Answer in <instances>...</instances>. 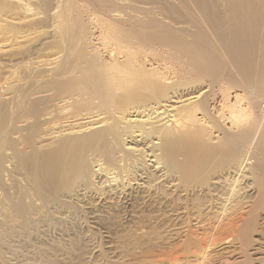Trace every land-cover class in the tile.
Listing matches in <instances>:
<instances>
[{
  "label": "rangeland",
  "instance_id": "1",
  "mask_svg": "<svg viewBox=\"0 0 264 264\" xmlns=\"http://www.w3.org/2000/svg\"><path fill=\"white\" fill-rule=\"evenodd\" d=\"M220 1L0 0V264H264V180L253 173L251 159L261 152L253 142L246 159L242 153L231 155L220 148L222 135L216 131V125L238 136L246 128L249 134L256 131L260 113L251 105L254 94L241 78L229 73L212 93L206 92L207 3L219 5ZM105 82H131L127 85L134 88L136 83L147 82L151 87L147 84L143 93L139 89V95L131 87L118 91L111 84L109 90ZM150 88L154 92L145 94ZM164 95L174 98L167 102ZM191 96H199V102L192 103L194 108L202 103L205 113L210 108L209 118L201 107L193 115L187 105ZM179 99L182 103L174 105ZM172 105L176 108L171 109ZM182 105L189 107L194 118L186 115L191 122L197 120L195 126L183 118L188 108L180 111ZM133 109L146 110L141 117L130 116ZM180 117L189 125L182 118L179 123ZM172 118L180 126L185 124L183 132L188 126L185 139L180 137L183 127L179 129ZM158 121H165L164 127ZM102 123L114 129L105 130ZM137 124L147 131L134 133L132 138L125 129ZM165 126L170 131L179 129V136H173L177 142L184 141L180 140L183 147L178 143L174 149L176 157L183 151V158L173 157L170 165L162 158L164 147H160L164 153L156 147L162 141L149 136L153 135L149 129L160 131ZM190 130L196 133L191 136ZM119 131L127 136L117 137ZM190 140L195 147L184 152ZM198 143L200 147L205 144L207 151L206 147L200 151ZM194 151L207 156L202 168L196 167L202 157ZM186 161L196 168L187 169ZM49 162L53 175L46 172ZM33 165L40 173L32 172ZM119 175L123 177L118 179Z\"/></svg>",
  "mask_w": 264,
  "mask_h": 264
},
{
  "label": "bare ground",
  "instance_id": "2",
  "mask_svg": "<svg viewBox=\"0 0 264 264\" xmlns=\"http://www.w3.org/2000/svg\"><path fill=\"white\" fill-rule=\"evenodd\" d=\"M219 5H221V8H220V6ZM216 4V3H212V4H210V3H207V87H209V89L206 91L207 92V95H208V93H212V88H214V86H218L220 83H221V81H223V80H225V74L226 73H229V74H231V75H235L237 78H241L243 81H244V87H246L250 92H252L253 94H254V102H252L251 103V105L253 106V107H255V109H257V111H258V113H260V114H258V117L259 118H257V121H258V123H256L255 124V126L257 127V129H256V131H254L253 130V128H251V131L253 130V132H251V134H249V133H246L248 130H250V129H247V131H246V129H245V133H240L241 134V136H238V135H236L235 133L234 134H232V133H226V132H224L222 129H220L219 128V125H216L217 126V130L216 131H219L220 133H221V135H222V139H220L222 142V146L220 147V148H224L229 154H231V155H233V154H238V156L239 155H241L240 153H242V155L241 156H245L244 158L246 159V157L247 156H249V155H247L248 154V151H249V148L251 147V144L254 142V143H257V145H258V148L260 149H256L257 150V152H261V154L260 155H257L258 153H255V155H251V159H253V169L252 168H249L250 169V171H251V169H252V171H253V173H256V174H258L263 180H264V158L262 159V156H263V151H264V0H223V1H220V4ZM55 35V34H54ZM58 35V34H57ZM62 35V34H61ZM60 35V36H61ZM56 36V35H55ZM64 36V35H63ZM62 36V37H63ZM66 36V35H65ZM58 37V36H57ZM68 37H69V35H68ZM64 38V37H63ZM59 39V38H58ZM66 39V38H65ZM64 39V40H65ZM57 40V39H56ZM67 40H69V39H67ZM61 41V40H60ZM63 41V40H62ZM68 42V41H67ZM66 42V43H67ZM71 42V41H70ZM59 43V42H58ZM62 43H64V42H62ZM65 43V44H66ZM72 43V42H71ZM69 44V43H68ZM64 45V44H63ZM102 45V44H101ZM107 46V45H106ZM65 47H67V46H65ZM72 47H74V46H72ZM62 48V47H61ZM71 48V47H70ZM70 48H69V50H70ZM103 48V47H102ZM107 48V47H106ZM68 50V51H69ZM73 50V49H72ZM71 50V51H72ZM104 50V49H103ZM58 53V52H57ZM72 53V52H71ZM73 53H75V52H73ZM72 53V54H73ZM59 54V53H58ZM65 54H66V52H65ZM68 54H70V53H68ZM57 55V54H56ZM62 55H64V54H62ZM74 55H76V54H74ZM73 55V56H74ZM78 55V54H77ZM65 56H67V55H65ZM71 56V55H70ZM68 57V56H67ZM75 57V56H74ZM54 58H56V59H58L59 58V56H58V58L57 57H54ZM60 59H61V56H60ZM59 59V60H60ZM67 59V58H66ZM75 59V58H74ZM55 60V59H54ZM62 60V59H61ZM65 60V59H64ZM70 60V59H69ZM57 61V60H56ZM68 61V60H67ZM71 61V60H70ZM63 62V61H62ZM53 63H54V61H53ZM59 62H55V64H58ZM51 66V65H50ZM54 66V65H53ZM33 68V67H32ZM38 68V67H37ZM55 68H57L56 66H55ZM54 68V69H55ZM24 69H26V68H24ZM29 69H30V67H29ZM28 69V70H29ZM52 69V68H51ZM60 69V68H59ZM31 70V69H30ZM56 70V69H55ZM61 70V69H60ZM54 71V70H53ZM34 72V71H33ZM49 72V71H48ZM59 73H60V71H58ZM63 72V71H62ZM61 72V73H62ZM52 73V72H51ZM65 73V72H64ZM57 74V73H56ZM56 74H55V76H56ZM47 75V74H46ZM68 75H69V73H68ZM54 76V77H55ZM63 76V75H62ZM61 76V77H62ZM67 76V75H66ZM46 77V76H45ZM57 77V76H56ZM55 77V78H56ZM60 77V76H59ZM47 78V77H46ZM45 78V79H46ZM66 78V77H65ZM44 79V80H45ZM64 79V78H63ZM62 79V80H63ZM46 81H48V80H46ZM36 83V82H35ZM41 83V82H40ZM46 83V82H45ZM52 83V82H51ZM108 83V84H107ZM105 82V85H106V88L107 89H109V90H111L112 88H111V84L113 85V88H116L118 91L119 90H121V91H125V89H128V88H134V87H132V85L130 86V87H128V85H129V83H131V82H116L115 84L112 82ZM127 83H128V85H127ZM154 83V82H153ZM203 83V82H202ZM201 83V84H202ZM38 84V83H37ZM147 82H141V83H136V85H137V88H136V90H135V88H134V90L136 91V93H138L139 95H140V93H143V89H148L149 88V86L151 87V84H148L149 86H147ZM156 84H157V82H156ZM160 85H161V82L159 83ZM159 84H158V86H159ZM222 84V83H221ZM177 85H179V84H177ZM197 85V84H196ZM110 86V87H109ZM133 86H134V84H133ZM185 86H186V84H185ZM220 86V85H219ZM142 89H141V88ZM160 87V86H159ZM179 87V86H178ZM191 87V86H190ZM162 88V87H161ZM160 88V89H161ZM175 88V87H174ZM177 88V87H176ZM175 88V89H176ZM185 88V87H184ZM183 88V89H184ZM225 88V87H224ZM229 88H231V87H229ZM228 88V89H229ZM142 90L141 92H140V90ZM166 89V88H165ZM164 89V90H165ZM188 89V88H187ZM227 89V90H228ZM231 89H233V87L231 88ZM129 90V89H128ZM127 90V91H128ZM132 90L133 89H131V92H132ZM133 90V92H135ZM140 93H139V92ZM144 91H147V90H144ZM149 91V90H148ZM146 92L145 94H147V93H151V88H150V92ZM166 91V90H165ZM187 91V90H186ZM192 91V90H191ZM219 91H221V90H219ZM229 91H232V90H229ZM152 92H154V91H152ZM163 92V91H162ZM178 92V91H177ZM225 92V91H224ZM223 92V93H224ZM164 93V92H163ZM162 93V94H163ZM166 93V92H165ZM174 93V92H173ZM195 93V92H194ZM217 93V92H216ZM230 93V92H229ZM155 94V93H154ZM171 94H172V91H171ZM175 94V93H174ZM177 94V93H176ZM175 94V95H176ZM178 94H180V93H178ZM200 94V93H199ZM204 94V93H203ZM139 95H137L138 97H139ZM170 95V94H169ZM173 95V94H172ZM171 95V96H172ZM185 95V94H184ZM189 95V94H188ZM191 95V94H190ZM193 95V94H192ZM202 95V94H201ZM210 95V94H209ZM222 95V94H221ZM145 96H147V95H145ZM163 96V95H162ZM174 96V95H173ZM172 96V97H173ZM182 96V95H181ZM196 96V95H195ZM218 96V95H217ZM230 96V95H229ZM228 96V97H229ZM160 97V96H159ZM166 96L164 95V99H167L168 98V95H167V98H165ZM172 97H170L169 96V100H170V98H172ZM178 97H180V95L178 96ZM191 97H193V96H191ZM190 97V98H191ZM203 97V99H202V101L203 100H205V97L204 96H202ZM213 97V96H212ZM225 97V96H224ZM227 97V98H228ZM240 97V96H239ZM142 98V96H140V99ZM163 98V97H162ZM174 98V97H173ZM188 98V97H187ZM186 98V99H187ZM207 98H208V96H207ZM17 100H18V98H16ZM148 99H151V98H147V100ZM155 99V98H154ZM164 99H161V100H164ZM177 100H178V98H176ZM196 99H199V96L198 97H193V98H191L190 100H189V98H188V100L190 101L189 103H187V105L188 104H190V105H188V106H190V109H192V113H193V115L195 114L194 112L196 111L195 109H197L198 108V110L200 109L199 107H201V111H204V113H205V107H204V104L202 103V104H200V103H198V104H200V105H202V106H196L195 108H194V105H196V103L197 102H199V101H197ZM211 99V98H210ZM215 99V98H214ZM223 99V98H222ZM230 99V98H229ZM241 99V98H240ZM139 99H137V101H138ZM143 100V99H142ZM157 100V99H156ZM168 99L167 100H165V101H169ZM172 100V99H171ZM191 100H196V101H191ZM200 100H201V98H200ZM226 100H228V99H223V102L225 103V101ZM16 101V100H15ZM136 101V102H137ZM145 101H146V99H145ZM151 101V100H150ZM153 102H154V100H152ZM151 101V102H152ZM174 100H172V102H173ZM186 101V100H185ZM201 101V102H202ZM216 101V100H215ZM19 102V101H18ZM23 102V101H22ZM131 102H133V101H131ZM144 101H142V103H143ZM159 102V101H158ZM171 102V101H170ZM171 102V103H172ZM184 102V101H183ZM193 102H195L194 103V105L192 104ZM228 103H229V101H227ZM225 103L226 105L228 104V103ZM240 101L239 100H237L236 101V104H238ZM130 103V102H129ZM129 103H127L128 105H129ZM145 103V102H144ZM149 103V102H148ZM155 103H157V101L155 102ZM164 103V102H163ZM178 103H182V101H180V99H179V101L177 102L176 101V103L174 102V105L175 104H177L178 105ZM21 104V103H20ZM132 104V103H131ZM135 104V103H134ZM139 104H140V102H139ZM153 104V103H152ZM165 104V103H164ZM164 104L162 105V107H163V109H164V112H166L165 110V108H164ZM168 104V103H167ZM192 104V105H191ZM107 105V104H106ZM127 105V106H128ZM159 106H160V103L158 104ZM158 105H156V110H157V106ZM133 106H135V105H133ZM137 106V105H136ZM141 106V105H140ZM143 106V105H142ZM167 106H169V105H167ZM180 106V105H179ZM182 106H184V110H180V108H179V110L180 111H185V109H186V111H187V108H188V113L186 112L185 113V115L187 114H190V115H188L189 117H190V119L191 118H194V116L192 115V113H189V107L187 106H185V105H182ZM192 106H193V108H192ZM205 106H206V104H205ZM20 107V106H19ZM104 107V106H103ZM106 107V106H105ZM130 107H132V105L130 106ZM145 107H147V106H145ZM144 107V108H145ZM148 107H152V106H149L148 105ZM155 107V106H154ZM171 107V109H174V107H173V105L172 106H170ZM186 107V108H185ZM206 107H208V106H206ZM227 107V106H226ZM240 107V106H239ZM252 107V108H253ZM132 108H134V107H132ZM140 108V107H139ZM176 108V107H175ZM183 107H181V109H182ZM229 108V107H228ZM125 109V108H124ZM127 109V108H126ZM131 109V108H130ZM136 109H138V107L136 108ZM140 109H142V108H140ZM154 109V108H153ZM163 109L161 110V111H163ZM220 109V108H219ZM227 109V108H226ZM232 109H234V108H232ZM254 109V110H255ZM139 110V109H138ZM145 110L146 109H144V110H140V111H136V110H134L133 109V112L131 113V111H130V116L131 115H133V114H136V116H139V117H141V114L142 115H144L143 114V111L145 112ZM155 110V111H156ZM160 110V109H159ZM177 110V109H176ZM179 110H177V111H179ZM195 110V111H194ZM209 110H210V108L208 109L207 108V114L205 113L204 115H207V117H208V115H209ZM216 110V109H215ZM238 110H239V108H238ZM242 110V109H241ZM129 111V110H128ZM179 111V112H180ZM191 111V110H190ZM194 111V112H193ZM201 111H199L200 113H201ZM231 111V110H230ZM237 111V110H236ZM110 111H108L107 113H109ZM115 113H113V114H116V111H114ZM120 112H122V111H120ZM147 112V111H146ZM154 112V111H153ZM164 112H162V114H164ZM179 112H177V114L179 113ZM100 113V112H99ZM99 113H98V116H100L99 115ZM105 112H103V113H100V114H104ZM155 113V112H154ZM154 113H152V114H154ZM168 113V112H167ZM183 113V112H182ZM198 113V112H197ZM199 113V114H200ZM230 113V112H229ZM94 114V113H93ZM96 114V113H95ZM126 114V113H125ZM158 114H159V117H162L161 115H160V113L158 112ZM166 114V113H165ZM170 114V113H169ZM173 114H175V113H173ZM212 114V113H211ZM210 114V116H212ZM223 114V113H222ZM233 114V113H232ZM104 115H107L106 113L104 114ZM111 115V112L109 113V115L108 116H110ZM156 115V114H155ZM154 115V116H155ZM184 116L183 118H186L187 119V122L189 123V121H190V119H188V116ZM203 115V116H204ZM235 115V114H234ZM255 115V114H254ZM97 116V115H96ZM96 116H93V117H95L96 118ZM147 116V115H146ZM158 116V115H157ZM166 116V115H165ZM164 116V119L166 118L167 119V117L168 118H170L169 116L170 115H167V117H165ZM173 116H175V115H173ZM179 116V115H178ZM180 116H182V115H180ZM202 116V117H203ZM102 117V116H101ZM111 117V116H110ZM149 117V116H148ZM177 117V116H176ZM233 117V116H232ZM239 117V116H238ZM89 118V117H88ZM99 118V117H98ZM104 118V117H103ZM107 118V119H106ZM112 118H114L113 117V115H112ZM122 118V117H121ZM147 118V117H146ZM158 118V117H157ZM157 118H156V120H157ZM182 117H180V122L175 118V120L173 121V118L171 119L172 121H173V124H175V125H179V129L181 128V127H183V126H185V124L187 123L183 118V121H185V124L182 126H180V124H178V122L179 123H181L182 124V119H181ZM197 118V117H196ZM195 118V119H196ZM201 118V117H200ZM209 118V117H208ZM211 118V117H210ZM221 118V117H220ZM223 118V117H222ZM231 118V117H230ZM235 118V117H234ZM101 119V118H100ZM106 119V120H105ZM105 121H107L108 120V117H105ZM114 119H116V117L114 118ZM114 119H111V120H113L114 121ZM117 119H118V117H117ZM165 119V120H166ZM212 119V118H211ZM224 119V118H223ZM101 121V122H105V121ZM109 120H110V118H109ZM108 120V121H109ZM158 120H162V119H158ZM213 120H215V119H213ZM218 120V119H217ZM232 120V119H231ZM236 120V119H235ZM240 120V119H239ZM95 121H96V119H95ZM163 121V120H162ZM169 121V120H168ZM167 121V122H168ZM195 120H193L192 119V122L190 121V125H191V123H195V124H197L196 122H197V120H196V122H194ZM224 121V120H223ZM229 121V120H228ZM256 121V122H257ZM97 122H99L100 123V121H97ZM112 122V121H111ZM115 122L116 121H114V123H111V124H115ZM131 122V121H130ZM159 122V121H158ZM165 122V121H164ZM164 122H159L160 124L161 123H163V127H164ZM167 122L165 123V125H167ZM241 122V121H240ZM95 123V122H94ZM138 123V122H137ZM169 123V122H168ZM187 123V125H189ZM199 123V122H198ZM214 123V122H213ZM237 123V122H236ZM235 123V124H236ZM239 123V122H238ZM242 123V122H241ZM98 124V123H97ZM96 124V127H97V129L99 128V129H101V127H99L98 125ZM107 125H109L110 123L109 122H107L106 123ZM106 124H101V125H106ZM123 124V123H122ZM139 124H141V123H139ZM139 124H137L136 126H138ZM153 124V123H152ZM171 124V123H170ZM172 124V125H173ZM195 124L193 125V126H195ZM201 124V123H200ZM210 124V123H209ZM208 124V125H209ZM100 125V124H99ZM146 125V124H145ZM149 125V124H148ZM203 125H204V123H203ZM213 125V124H212ZM223 125V124H222ZM239 125V124H238ZM238 125H237V127H238ZM241 125V124H240ZM243 125V124H242ZM126 126V125H125ZM124 126V127H125ZM127 126H129V125H127ZM132 125H130L129 127H131ZM134 126V125H133ZM156 126V125H155ZM159 126V125H158ZM157 126V127H158ZM161 126V125H160ZM160 126H159V128H160ZM168 127H169V124L167 125ZM171 126V125H170ZM193 126L191 127H189V128H193ZM200 126V125H199ZM206 126V125H205ZM254 126V125H253ZM87 127V126H86ZM105 127L106 126H104V129H105ZM123 127V128H124ZM162 126H161V129H164ZM172 127H174V125L172 126ZM200 127H203V126H200ZM208 127V126H207ZM233 127V126H232ZM234 127H235V125H234ZM239 127H242V126H239ZM246 127H247V125H246ZM251 127V126H250ZM255 127V128H256ZM88 128V127H87ZM107 129H109V128H112V126L111 127H106ZM116 128V127H115ZM123 128H121L120 130L122 131L123 130ZM126 128V127H125ZM148 128H150V127H148ZM165 128L166 129H168L166 126H165ZM185 128H186V126H185ZM206 128V127H205ZM210 128H212V127H210ZM227 128V127H226ZM225 128V129H226ZM244 128V127H243ZM85 129V128H84ZM94 129H96V128H94ZM102 129H103V127H102ZM114 129V127L112 128V130ZM119 129V128H118ZM117 129V130H118ZM160 129V131H159V129L158 128H156V129H149L151 132H149V133H151V134H153V135H149V136H155V138H159L161 141H162V145L160 144V146L158 147V146H156L157 147V149L158 148H160V147H164V149L166 150L165 151V153H164V149L162 150L161 148V151H159V152H163V153H161V154H163L162 156V158L164 159V157L167 159V160H169L170 161V163H169V165L171 164V159L172 160H174L175 158H173V157H176V154H174V149L176 150V146L178 147V143H180V140L182 141V144H183V140L182 139H180L179 140V138H178V142L176 141V137H174L173 135H174V133H175V136H179V135H176L177 133H179L180 134V130H182V132L184 131V127L182 128V129H178V131L179 132H177L176 130H174V131H176V132H174V131H170L169 129H172V128H169L168 130H161ZM177 129V128H176ZM193 129H195V127L193 128ZM199 129V127L197 128V130ZM201 129H204V127L203 128H201ZM209 129V128H208ZM213 129H214V126H213ZM213 129H211V131L213 130ZM81 130V129H80ZM87 130V129H86ZM106 130V129H105ZM116 130V129H115ZM125 130H127L128 132H126ZM124 131L127 133V134H130L131 136L132 135H135L134 133H146V131H147V129L145 130V128H141V126L139 127H131V128H126ZM148 130V131H149ZM187 130H188V133H189V129H188V126H187V129H185V131L186 132H183L182 134H180V137H181V135H182V138H183V135H184V133H187ZM238 130V129H237ZM241 130V129H240ZM82 131V130H81ZM101 131V130H100ZM191 131V130H190ZM194 131H196V129L194 130ZM193 130L191 131V132H193V133H191V136L194 134V133H196V132H194ZM229 131V130H228ZM244 131V130H243ZM98 132V131H97ZM101 132H103V130L101 131ZM101 132L99 133L98 132V134H101ZM106 132V131H105ZM107 132H109V130L107 131ZM110 132H113V131H111V129H110ZM115 132V131H114ZM118 132V131H117ZM117 132H116V136L117 137H123L124 135H126L124 132H122V133H124V135L121 133V135L120 134H117ZM199 132V131H198ZM239 132V131H238ZM73 133V132H72ZM104 133V132H103ZM253 133V134H252ZM142 134V135H143ZM147 134H148V132H147ZM202 133H200V135H201ZM97 134H95L94 136L96 137V138H103L102 136H100V137H97L96 136ZM115 135V134H114ZM120 135V136H119ZM138 135H140V134H138ZM189 135V134H188ZM195 135H199V133H197V134H195ZM200 135H199V137L198 138H201L200 137ZM216 135V134H215ZM127 136V135H126ZM131 136H129L130 137V139H132V138H134L133 136H132V138H131ZM145 136H146V134H145ZM144 135H143V137H145ZM149 136H147L146 138H148V140H149ZM157 136V137H156ZM196 136V137H197ZM106 137V136H105ZM121 137V138H122ZM138 137V136H137ZM187 137V136H186ZM188 137H190V135L188 136ZM196 137H195V139H196ZM107 138H109L108 136H107ZM127 138V137H126ZM140 138V137H139ZM192 138V137H191ZM105 139V138H104ZM120 139V138H119ZM129 139V140H130ZM150 139H152V138H150ZM158 139V140H159ZM183 139H185V137L183 138ZM188 139V138H187ZM126 140V139H125ZM128 139H127V142L129 141ZM137 140V139H136ZM142 140V139H141ZM144 140V139H143ZM145 140H147V139H145ZM147 140V141H148ZM189 140V139H188ZM192 140L194 141V137L192 138ZM192 140H190L191 142H192ZM197 140V139H196ZM140 141V140H139ZM151 141V140H150ZM198 141V140H197ZM201 141H203V140H201ZM213 141V140H212ZM257 141V142H256ZM135 142V141H134ZM143 142V141H142ZM145 142V141H144ZM152 142H154V141H152ZM151 142V143H152ZM196 142V141H195ZM207 142V141H206ZM210 142V141H209ZM149 143V142H148ZM150 143V144H151ZM155 143H156V141H155ZM200 143V142H199ZM199 143H198V145H196V147H198L199 146ZM203 143H205V142H203ZM203 143H201L200 145H201V147L199 146L198 148H201V150L200 151H202V149L203 148H205L204 147V145L205 144H207V146H208V144L209 143H205V144H203ZM214 143V142H213ZM140 144V143H139ZM181 143H180V145H182ZM186 145H187V143H185ZM184 144V145H185ZM189 145V147H187L186 146V149H185V146H184V148L183 149H181V150H178V151H182V150H187L188 148H189V150L192 148V147H195V146H193L194 145V143L192 142V143H188ZM191 144V145H190ZM193 144V145H192ZM202 144H203V146H202ZM215 144V143H214ZM134 145V144H133ZM157 145H159V143L157 144ZM253 145V144H252ZM137 146V145H136ZM145 146V145H144ZM151 146H152V144H151ZM153 146H154V143H153ZM191 146V147H190ZM219 146V145H218ZM131 147V146H130ZM129 147V148H130ZM182 147H183V145H182ZM203 147V148H202ZM217 147V146H216ZM253 147H255V146H253ZM146 148V147H145ZM154 148H155V146H154ZM181 148V147H180ZM211 148V147H210ZM131 149V148H130ZM135 149V148H134ZM133 149V150H134ZM156 149V148H155ZM159 149V150H160ZM179 149V148H178ZM194 149V148H193ZM197 149V148H196ZM207 149V147L205 148V150ZM211 149H213V146H212V148ZM215 149V148H214ZM217 149H219L218 147H217ZM254 149V148H253ZM252 149V150H253ZM204 150V149H203ZM225 150H222V151H224L225 153H226V155H228L227 154V152L225 151ZM250 150H251V148H250ZM256 150H254V151H256ZM126 151V150H125ZM139 151V150H138ZM151 151V150H150ZM177 151V150H176ZM207 151V150H206ZM205 151V152H206ZM211 151V150H210ZM213 151V150H212ZM221 151V152H222ZM246 151V152H245ZM183 152V151H182ZM181 152V153H182ZM184 152H190V151H184ZM192 153H191V157H192V155H193V150L191 151ZM195 152V151H194ZM205 152H203L204 153V155H205ZM216 151H214V153H215ZM250 152V151H249ZM131 153V152H130ZM151 153V152H150ZM149 153V154H150ZM177 153V152H176ZM180 152H178V157H176V159H179V156L180 157H182V155H181V153L179 154ZM196 153V152H195ZM207 153V152H206ZM214 153H213V155H214ZM217 153V152H216ZM223 153V152H222ZM251 153V152H250ZM254 153V152H253ZM117 154H119V153H117ZM132 154H133V152H132ZM137 154V153H136ZM136 154H133V155H136ZM138 154H139V152H138ZM174 154V155H173ZM197 154V153H196ZM200 154V152L197 154L198 155V157L201 155H199ZM246 154V155H245ZM252 154V153H251ZM115 155V154H114ZM142 155V154H141ZM152 155V154H151ZM150 155V156H151ZM154 155H156V153H154ZM185 155V154H184ZM190 155V154H189ZM189 155H188V157H189ZM219 155V154H218ZM136 156H138V155H136ZM157 156V155H156ZM196 156V155H195ZM194 156V157H195ZM206 156V155H205ZM204 156V158H203V155H201V157H199V158H201L199 161V163H198V159H197V166H196V162L194 163L195 165L194 166H196V167H200V168H202L203 166H202V164L204 165L205 163H207V156L205 157ZM215 156V155H214ZM214 156H212L211 155V157H214ZM141 157V156H140ZM146 157V156H145ZM152 157H154V156H151V158ZM158 157V156H157ZM157 157H155L156 158V160H157ZM185 157H187V155L185 156ZM220 157V156H219ZM137 157H135V158H133L134 160L136 159ZM144 158V157H143ZM183 158V157H182ZM181 158V159H182ZM197 158V157H196ZM239 158V157H238ZM159 159H161V158H159ZM180 159V160H181ZM185 159V158H184ZM183 159V160H184ZM191 161H193L194 160V158H193V160L191 159V158H189ZM217 159V158H216ZM221 159H223V158H221ZM226 159V158H225ZM229 159V158H228ZM235 159H237L236 157H235ZM117 160V159H116ZM154 160V159H153ZM162 160V159H161ZM160 160V161H161ZM190 160H189V162H190ZM215 160V159H214ZM219 160V159H218ZM238 160V159H237ZM159 161V163L161 164V162ZM164 161V160H163ZM177 161H179V160H177ZM177 161H176V166H174V167H177ZM185 161V160H184ZM220 161V160H219ZM229 161V160H228ZM232 161V160H231ZM239 161V160H238ZM154 162H155V160H154ZM166 162V161H165ZM165 162H164V166H165ZM173 162H175V161H173ZM187 162V164H190V163H188V161H186ZM240 162H241V160H240ZM239 162V163H240ZM244 161H242V163H243ZM95 163V162H94ZM96 163H97V161H96ZM157 163H158V161H157ZM184 164H182V165H184L185 166V162H183ZM221 164H223L222 162H220ZM247 163V162H246ZM250 163V162H249ZM136 164V163H135ZM167 164V163H166ZM173 164H175V163H173ZM228 164V163H227ZM231 164V163H230ZM245 164V163H244ZM134 165V164H133ZM156 165V164H155ZM180 165V164H179ZM178 165V167H180ZM232 165V164H231ZM246 165H248V164H246ZM101 166H103V165H101ZM167 166H168V164H167ZM173 165H171L170 167L171 168H173L172 167ZM187 166V165H186ZM191 166H193V165H191L190 164V166H188V167H186L187 169H189ZM241 166V165H240ZM1 168L3 167V166H0ZM48 167H49V169H48V171H46V172H49V173H51V175H53V169L51 168L52 167V164H51V162H49V164H48ZM154 167V166H153ZM166 167V166H165ZM196 167H191V168H196ZM228 167V166H227ZM162 168H163V166H162ZM182 168H184V167H181V169L180 170H182ZM199 168V169H200ZM225 168V167H224ZM232 169L234 168V167H231ZM247 167H245L244 169H243V171L246 169ZM32 172L34 171V172H39V170H38V168L36 167V166H32ZM98 169V168H97ZM151 169V168H150ZM168 169V168H167ZM175 169L176 168H174V171H175ZM228 169V168H227ZM231 169V170H232ZM235 169H236V166H235ZM234 169V170H235ZM248 169V168H247ZM246 169V170H247ZM100 169H98V171H99ZM102 170V169H101ZM106 170V169H105ZM152 170V169H151ZM172 170V169H171ZM170 170V171H171ZM176 170H178V168L176 169ZM192 170V169H191ZM198 170V169H197ZM238 170H241V169H239L238 168ZM1 172L0 173H2V170H0ZM136 171V170H135ZM150 171V170H149ZM158 171V170H157ZM93 173H95L94 171H92ZM104 172V171H103ZM106 172V171H105ZM104 172V173H105ZM110 172V171H109ZM137 172H138V170H137ZM177 172H179V171H177ZM189 172H190V170H189ZM232 172H233V170H232ZM231 172V173H232ZM240 172V171H239ZM247 172V171H246ZM40 173V172H39ZM98 173V172H97ZM114 173V172H113ZM118 173V172H117ZM183 173V172H182ZM191 173V172H190ZM189 173V174H190ZM235 173V172H234ZM233 173V174H234ZM238 173V172H237ZM251 174H252V176H253V173L252 172H250ZM184 174L186 175V173L184 172ZM188 174V173H187ZM189 174H188V176H189ZM226 174H227V172H226ZM250 174V175H251ZM2 175V174H1ZM118 175V174H117ZM159 175V174H158ZM158 175H156V176H158ZM183 175V174H182ZM246 175V174H245ZM255 175V174H254ZM120 176L121 175H119V178L118 179H120ZM139 176V175H138ZM151 176H154V175H151ZM161 176V175H160ZM239 176V175H238ZM237 176V177H238ZM103 177V176H102ZM123 176H121V178H122ZM140 177V176H139ZM178 177V176H177ZM100 178V177H99ZM146 178V177H145ZM165 178V177H164ZM234 178V177H233ZM101 179V178H100ZM109 179V178H108ZM118 179H116V180H118ZM157 179H158V177H157ZM179 179H180V173H179ZM183 179V178H182ZM185 179V178H184ZM239 180V179H238ZM243 180H245L244 178H243ZM254 180V179H253ZM252 180V181H253ZM100 181V180H99ZM221 181V180H220ZM229 181V180H228ZM232 181V180H231ZM230 181V182H231ZM235 181V180H234ZM114 182H115V180H114ZM241 182V181H240ZM244 182V181H243ZM224 183H226V181L224 182ZM227 183H229V182H227ZM233 183H235V182H233ZM245 183V182H244ZM248 183V182H247ZM246 183V184H247ZM113 184H115V183H113ZM221 184H223V183H221ZM220 184V185H221ZM239 184V183H238ZM241 184V183H240ZM243 184V183H242ZM254 185V184H253ZM105 186V185H104ZM247 186V185H246ZM264 186V185H263ZM106 187H107V185H106ZM203 187V186H202ZM231 187V186H230ZM241 187V186H240ZM243 187V186H242ZM241 187V188H242ZM252 187V186H251ZM78 188V187H77ZM244 188H245V184H244ZM248 188V187H247ZM79 189H81V190H83L82 188H79ZM154 189V188H153ZM80 190V191H81ZM200 190H201V188H200ZM249 190V189H248ZM73 192H75L76 193V190L75 191H73ZM73 192H72V194H73ZM78 192V191H77ZM230 192H231V190H230ZM238 192V191H237ZM253 192H255V191H253ZM82 193V192H81ZM83 193H84V190H83ZM241 193V192H240ZM262 193L264 194V188H263V191H262ZM86 194V193H85ZM84 194V197L86 196ZM210 194V193H209ZM229 194V193H228ZM77 195V194H76ZM79 195V194H78ZM199 195V194H198ZM197 195V196H198ZM239 195V194H238ZM253 195V194H252ZM71 196H73V195H71ZM80 196V195H79ZM205 196V195H204ZM212 196H214V195H212ZM216 196V195H215ZM228 196V195H227ZM243 196V195H242ZM264 196V195H263ZM82 197H83V195H82ZM219 197V196H218ZM221 197V196H220ZM236 197H238L237 195H236ZM232 198V197H231ZM72 199V198H71ZM199 199V198H198ZM201 199V198H200ZM225 199V198H224ZM244 199V198H243ZM236 200V199H235ZM242 200V199H241ZM206 201V200H205ZM211 201V200H210ZM214 201V200H213ZM243 201V200H242ZM199 202V201H198ZM240 202V201H239ZM196 203V202H195ZM194 203V204H195ZM204 203V202H203ZM222 203H224V202H222ZM222 203H220V204H222ZM237 203V202H236ZM241 203V202H240ZM244 203V202H243ZM197 204V203H196ZM202 204V203H201ZM212 204V203H211ZM216 204V203H215ZM193 205V204H192ZM225 204H223L222 206H224ZM227 205V204H226ZM247 205V204H246ZM211 206V205H210ZM201 207V206H200ZM215 207V206H214ZM219 207V206H218ZM221 207V206H220ZM194 208V207H193ZM203 208V207H202ZM208 208V207H207ZM197 209V208H196ZM201 209V208H200ZM210 209V208H209ZM217 209V208H216ZM220 210H221V208H220ZM233 210V209H232ZM239 210V209H238ZM193 211V210H192ZM199 211V210H198ZM206 211V210H205ZM217 211H219V209L217 210ZM223 211V210H222ZM176 212V211H175ZM231 212V211H230ZM204 213H206V212H204ZM212 213V212H211ZM193 214V213H192ZM195 214H197V212L195 213ZM215 214H217V213H215ZM231 214V213H230ZM201 215V214H200ZM209 215H210V213H209ZM218 215V214H217ZM212 216V215H211ZM220 216V215H219ZM233 216V215H232ZM177 217V216H176ZM202 217H204V216H202ZM225 217V216H224ZM199 218V217H198ZM202 219V218H201ZM213 219V218H212ZM224 219V218H223ZM231 219V218H230ZM195 220V219H194ZM206 220V219H205ZM222 220V219H221ZM228 220V219H227ZM218 221V220H217ZM198 222V221H197ZM196 222V223H197ZM201 222V221H200ZM207 222V221H206ZM195 223V222H194ZM210 223V222H209ZM218 223H219V221H218ZM196 225V224H195ZM198 225V224H197ZM206 225V224H205ZM209 225V224H208ZM215 226V225H214ZM243 226V225H242ZM246 226V228H247V226L248 225H245ZM245 226H244V228H245ZM240 227V226H239ZM221 228V227H220ZM239 229V228H238ZM210 230V229H209ZM245 230V229H244ZM218 232H220V231H218ZM241 232H242V230H241ZM244 232V231H243ZM245 234V233H244ZM247 234V233H246ZM246 236V235H245ZM203 238V237H202ZM219 238V237H218ZM207 239V238H206ZM242 239H243V236H242ZM242 239H240V240H242ZM244 240H245V238H244ZM202 241V240H201ZM205 241V240H204ZM207 243V242H206ZM209 243V242H208Z\"/></svg>",
  "mask_w": 264,
  "mask_h": 264
}]
</instances>
